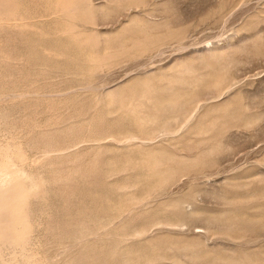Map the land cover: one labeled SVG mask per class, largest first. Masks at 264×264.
<instances>
[{
	"label": "rangeland",
	"instance_id": "1",
	"mask_svg": "<svg viewBox=\"0 0 264 264\" xmlns=\"http://www.w3.org/2000/svg\"><path fill=\"white\" fill-rule=\"evenodd\" d=\"M0 264H264V0H0Z\"/></svg>",
	"mask_w": 264,
	"mask_h": 264
}]
</instances>
